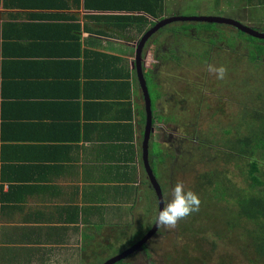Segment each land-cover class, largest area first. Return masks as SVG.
Segmentation results:
<instances>
[{
	"label": "crops",
	"instance_id": "obj_1",
	"mask_svg": "<svg viewBox=\"0 0 264 264\" xmlns=\"http://www.w3.org/2000/svg\"><path fill=\"white\" fill-rule=\"evenodd\" d=\"M93 2L106 9H88L85 0L10 7L0 0V264H93L87 255L127 239L119 236L134 221L132 209L150 204L146 109L133 66L149 29L235 6L255 13L247 22L264 24V0ZM161 97L157 90L154 110L151 103L149 163L157 130L176 126L175 117L165 125L154 112Z\"/></svg>",
	"mask_w": 264,
	"mask_h": 264
},
{
	"label": "rangeland",
	"instance_id": "obj_2",
	"mask_svg": "<svg viewBox=\"0 0 264 264\" xmlns=\"http://www.w3.org/2000/svg\"><path fill=\"white\" fill-rule=\"evenodd\" d=\"M245 13L249 18H245ZM204 14L208 17H231L230 19L264 33V24L253 25L247 22L251 21L255 13H248L239 6L229 11L216 10ZM245 35L227 24L179 21L161 28L145 44L144 56L150 51L155 55L154 68L150 59L145 61L153 71L156 70L153 74L154 82L149 70H144L153 110L158 90L162 96V109L154 112L158 115L163 112L160 119L164 120L165 125L173 124L174 117L176 120L174 128L164 126L156 132L160 144L158 149L164 158L163 162L156 163V179L165 200L169 188L177 181L197 193L196 188L201 190V185L204 184L201 173L208 172V169H227L226 178L232 180L237 187L243 185L241 174L247 172L246 161L243 158L236 159L235 166V160H231L227 167L223 157L215 156L220 151L214 141L221 139L220 143H224L231 138V135H224V129H234L233 134L237 131L239 138L249 136L251 121L256 125L252 134L261 133L256 121L248 118H254L257 111H264L258 108L264 102V53L259 54L255 47L258 44L250 43ZM165 38L167 41L163 45ZM260 40L255 42H261ZM150 42L153 45H148ZM163 49L165 54L167 50L168 53L171 52L166 59L159 51ZM157 53H162L159 60L157 56L160 55ZM209 64L224 65V78L217 79L215 73L208 71ZM102 157H106V154ZM263 173L262 170L261 174ZM144 178L148 186L145 175ZM207 188H203V193ZM215 188L216 186H212V189ZM147 191L155 223L157 201L149 187ZM211 205L213 203L206 200L200 201L197 210L177 220L175 226L161 225L154 237L123 259L121 264H249L250 259L251 264H264V260L256 261V254L248 249L251 248V241L247 236H231L227 233L225 222L231 213L222 210L221 216L213 208L212 211L216 210V213L207 214ZM206 216H214L215 222L211 223ZM182 224H185L183 227L186 226L185 231L181 230ZM192 229L193 234H187ZM127 237L125 240L111 241L108 248L100 246L95 251L96 254L87 257L95 261L93 264H104L132 245L135 241L132 240V233ZM82 257L86 259L84 255Z\"/></svg>",
	"mask_w": 264,
	"mask_h": 264
},
{
	"label": "trees",
	"instance_id": "obj_3",
	"mask_svg": "<svg viewBox=\"0 0 264 264\" xmlns=\"http://www.w3.org/2000/svg\"><path fill=\"white\" fill-rule=\"evenodd\" d=\"M2 1L4 6L10 7V6H19V5L27 6L28 4H31V2H37L38 0H2ZM56 1L57 0H53L54 4H57ZM85 5L86 8L88 9H94V10L106 9V7L101 8L95 6L93 0H85ZM91 18L94 19L99 18L100 20L103 21H105L104 18L108 19L106 16L99 17L97 15H92ZM245 36H246L245 39L248 40L250 43L258 44L255 47H256V51H258L259 54L264 53V48H263L264 46L262 45L264 43L263 39L260 40L248 34H246ZM256 40H260L261 42H255ZM261 105L263 106H260L258 108H262L264 110V102L261 103ZM253 117L254 118H248V119L255 120L256 123L260 126V131H261L260 135L252 134L256 128V125L253 121H251L249 136L239 138L237 136L238 134L237 131L236 132L234 131L233 134L234 129H224L223 131L224 135L225 136L231 135V138L229 139H232L233 141L229 139H227V141H224V143L222 142L220 143L221 139L214 141L219 146V148L217 149L220 151L219 153H215V156H220V158L223 157L225 165L227 167L231 160H235L233 161L235 163V166L237 164L236 159L242 160L241 158H243L244 161H246L245 164H246L247 172L246 174L245 172H242L241 174L243 176L242 184L244 186L242 185V187H237L235 186L236 184L232 180H228L225 174L227 169L219 171L217 168H214L212 170L208 169V172L201 173L202 175L201 180H203L202 182L204 184L201 185V190L200 188L199 189L196 188V191L199 196V200L201 202H204V200H206L211 204L213 203V205L209 207V212H207V214L216 213V210L217 212L219 211V214L221 216H223L222 210H225L227 212L229 211L231 213V216L225 222L227 233L231 236L240 235V234H242V236L244 235L247 236V238L251 241L250 242L251 248L248 249H251V251L256 254L255 255L256 261H258V260H264V173L261 174V171L262 170L264 171V136H263L264 133H262L264 132V111H257V113H254ZM245 126L248 127V125ZM153 152L156 157L154 156V158L151 160L150 166L154 174H156L155 165L157 162L158 163L163 162L162 160H164V158L160 157L161 151L158 149L157 144L155 145ZM143 174L145 175V177H147L144 167H143ZM148 186L150 185L148 184ZM206 186L208 188L203 193V188ZM212 186L213 187L216 186L215 190L212 189ZM101 190L102 189L96 191L95 198H97L100 195ZM145 198L149 200L148 193H145ZM155 204L157 207L158 202ZM213 208H216V210L212 211ZM70 209L71 208H68L67 211L65 210L68 215V219L65 220L68 222H72V220L74 219L72 218V216L70 218L68 214ZM132 211L134 212V217H135L133 218L134 221L132 222V224H130L128 230L127 228H123L124 231L120 234L119 237L128 238L127 237L128 234L132 233L133 235L132 240L135 241L134 242L132 240L131 241L133 242L132 244H134L137 241H140L154 225L153 216H152L153 207L151 204L147 203V207H144L143 209H136L134 207ZM206 219L209 220L211 223L215 222L213 221L214 216L213 218L210 216H206ZM189 224L193 225L194 222H189ZM183 225L185 224H182L181 230L185 231L186 226L183 227ZM193 231L194 229L189 230L187 234H191V233L193 234ZM227 235L224 234V236ZM222 236L219 237L221 238ZM86 238L88 240H92V238L88 237L87 235ZM87 245L89 247H93L89 243H87ZM178 259L180 258L178 257ZM251 260L252 259L249 260V264H251L250 263ZM122 262L123 261H120L117 262L116 264H121Z\"/></svg>",
	"mask_w": 264,
	"mask_h": 264
},
{
	"label": "water",
	"instance_id": "obj_4",
	"mask_svg": "<svg viewBox=\"0 0 264 264\" xmlns=\"http://www.w3.org/2000/svg\"><path fill=\"white\" fill-rule=\"evenodd\" d=\"M177 21H196V22H206V23H217V24H227L234 26L237 30L246 33L254 38L263 39L264 40V33L259 31L253 30L252 28L241 24L233 19L222 18V17H171L166 18L158 21L151 29H149L140 39L137 49H136V57L134 61V69L137 71L138 75V82L139 86L142 90L144 102H145V109H146V122L144 128V135H143V143H142V159L144 168L147 174V179L149 181L150 187L153 189L155 196L158 202V209L164 203L162 189L155 177V174L150 166L149 163V140L151 137L152 129H153V119H152V109H151V100L150 94L147 86L146 79L143 74V69H145V65H143L142 61V53L145 47L146 42L148 39L155 34L158 30L163 28L164 26L171 24ZM147 68V67H146ZM160 226H157L156 223L152 226L150 231L136 243L132 244L129 248L122 251L121 253L117 254L116 256L112 257L104 264H116L117 262L122 261L123 259L127 258L129 255L133 254L137 250H139L147 241H149L152 237L155 236L157 231L159 230Z\"/></svg>",
	"mask_w": 264,
	"mask_h": 264
},
{
	"label": "clouds",
	"instance_id": "obj_5",
	"mask_svg": "<svg viewBox=\"0 0 264 264\" xmlns=\"http://www.w3.org/2000/svg\"><path fill=\"white\" fill-rule=\"evenodd\" d=\"M154 57L155 55L151 53V51L149 54L143 56L142 61L143 65H145V70L150 68V65L145 63V61L149 58L151 62H154ZM208 71L215 73L217 79H223L226 72V68L222 64H209ZM199 203L200 200L198 194L192 191L191 189L186 188L182 182L177 181L171 185L168 190L165 202L156 211L155 223L157 224V226H175L177 220L187 216L190 212L197 210Z\"/></svg>",
	"mask_w": 264,
	"mask_h": 264
},
{
	"label": "flooded vegetation",
	"instance_id": "obj_6",
	"mask_svg": "<svg viewBox=\"0 0 264 264\" xmlns=\"http://www.w3.org/2000/svg\"><path fill=\"white\" fill-rule=\"evenodd\" d=\"M169 18H171V17H169ZM177 22H179V21H177ZM173 23H175V22H173ZM159 31V30H158ZM157 31V32H158ZM155 36H156V34H155ZM165 40H166V38H165ZM167 41V40H166ZM161 47H163V46H161ZM161 47H158L159 49H161ZM163 51H165V49H163ZM157 55V54H156ZM152 63H153V65L155 64V58H154V62L152 61ZM164 202H165V198H164ZM161 228V227H160Z\"/></svg>",
	"mask_w": 264,
	"mask_h": 264
},
{
	"label": "bare ground",
	"instance_id": "obj_7",
	"mask_svg": "<svg viewBox=\"0 0 264 264\" xmlns=\"http://www.w3.org/2000/svg\"><path fill=\"white\" fill-rule=\"evenodd\" d=\"M149 51V50H148ZM143 129V128H142ZM142 131V130H141Z\"/></svg>",
	"mask_w": 264,
	"mask_h": 264
},
{
	"label": "built area",
	"instance_id": "obj_8",
	"mask_svg": "<svg viewBox=\"0 0 264 264\" xmlns=\"http://www.w3.org/2000/svg\"><path fill=\"white\" fill-rule=\"evenodd\" d=\"M149 57V56H148ZM149 59V58H148Z\"/></svg>",
	"mask_w": 264,
	"mask_h": 264
}]
</instances>
